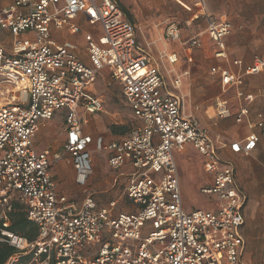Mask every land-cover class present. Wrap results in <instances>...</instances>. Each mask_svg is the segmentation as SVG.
Instances as JSON below:
<instances>
[{
	"label": "built area",
	"instance_id": "2783aa9c",
	"mask_svg": "<svg viewBox=\"0 0 264 264\" xmlns=\"http://www.w3.org/2000/svg\"><path fill=\"white\" fill-rule=\"evenodd\" d=\"M83 13L103 28L99 42L86 36L89 65L79 60L74 45L59 44L51 34L52 25L79 33L72 21ZM232 29L227 20L207 29L217 59H228L225 38ZM6 32L12 47L7 50L0 42V100L5 101L0 106V243L16 250L6 264H242L246 194L206 127L185 109L183 82L195 66L191 54L198 38L186 41L188 65L178 74V54L164 51L160 62L151 57L137 42L138 27L116 0H64L62 7L59 0H16L0 10V35ZM162 39L181 42L178 25L168 24ZM163 60L170 65L169 74L164 73ZM263 68L257 61L244 74L253 76ZM105 69L120 84L138 120L127 138L110 144L83 134L87 122L79 112H103L104 102L93 89ZM210 74L221 77L225 93L236 89L237 100L253 102V95L239 90L244 76L221 67ZM246 104L240 106L236 123L249 115ZM59 111L65 112L64 146L79 187L85 189L93 174V149L109 153L107 162L114 172L128 162L132 165L124 193L130 211L116 212L115 201L100 206L89 193L80 206L58 194L50 170L61 156L38 152L34 140ZM206 114L230 118L229 101L217 98ZM263 127V122L250 125L253 133L233 142L232 153L256 150L259 136L254 131ZM188 144L212 177V186L201 192L219 199L217 211L183 210L174 152ZM16 205L37 228L35 241L10 231Z\"/></svg>",
	"mask_w": 264,
	"mask_h": 264
},
{
	"label": "crops",
	"instance_id": "0c3cea01",
	"mask_svg": "<svg viewBox=\"0 0 264 264\" xmlns=\"http://www.w3.org/2000/svg\"><path fill=\"white\" fill-rule=\"evenodd\" d=\"M15 1L16 0H0V10L13 5ZM188 1L192 5V7H194L196 10V13L193 15V20L194 19L198 20L199 17H201V19H203L204 23L207 25L206 26L207 29L210 27L212 23H219L225 20L229 21L233 25L232 32L230 33L229 36L225 38L227 45L228 59H222V58L217 59L216 57H214L215 61L210 60L207 64V68H209V73H208L209 75H206L207 68L206 69L203 68V70H201L202 71L201 75L197 74L196 72L197 68H196L194 70L192 69L190 73L191 76L186 80H184L183 87L187 84V82L193 79V76L197 77V80L201 79L203 82H206L208 87L203 91L205 92V94L201 96L199 94H196L199 95L198 98L195 96V94L191 93L192 94L190 97L191 103H190V107L186 106V108L188 109L186 110V113L194 114L195 117L198 119L199 123L203 125V127H206L211 139L214 142H216L219 148L220 158L223 159L224 161L230 162L233 165L235 171L234 173L236 175V181L239 187H241L243 192H245L246 194L247 199L243 207L244 224L242 225V235L244 237L246 244L241 257L242 264H264V127L257 128L254 131V133H257L259 136V143L258 146L256 147V150H254L251 154L235 155L232 153L230 148V145L233 142L242 141L253 133V131L250 129V125L255 124L257 122L264 123V68L258 74H254L253 76H246V74H244L245 71L253 67L254 64L257 63V61H262L264 63V0H188ZM62 6H64V0H59V7ZM125 14L127 16V19L132 24H135L129 19L130 16L127 11H125ZM72 24L80 28L79 33L73 34L70 32L68 27H64L63 29H57L52 25L51 26L52 38L59 44L69 43L71 45H74L77 49V56L79 60L89 65L90 61L88 58V44L86 41V36L90 35L96 42H99L103 35V28L100 27V25L91 22L88 16L84 13L79 14L72 21ZM23 36L31 37V34H24ZM191 38L194 37L186 38L184 43H186V41ZM80 39H83L84 46L82 49L78 44V41H80ZM181 39H182V35L180 31V41ZM202 41L211 42L215 48V44L213 41H211L210 38L207 39L202 38ZM0 42L3 44V46L6 47L7 50H11L12 37L10 33L6 32L0 35ZM137 42L139 43L138 33H137ZM178 43L181 44L182 41ZM178 43L165 41L164 45L162 44L158 45V50H161L162 48L165 47L167 52L177 53L180 58V62L175 69L178 74H182L183 72L186 71L187 68V65L186 66L182 65V62L185 58L183 59L181 51L170 50L169 48L170 45L178 44ZM139 45L143 49L140 43ZM150 56L154 58L153 55L150 54ZM237 61L238 64L235 65V62ZM220 67L230 71L235 75L244 76L243 85L239 88V90H242L247 94L253 95L254 97L253 102L246 104L243 101L237 100L236 89H229L227 93L223 91L221 77L212 76V74H210L213 68H220ZM164 69H165L164 73L167 72L170 69V65L166 64V67H164ZM106 71L108 70L105 69L101 72V74L98 76V80L103 77V74ZM167 81L168 83L170 82L168 78ZM96 84L93 91L95 95L101 98V100L104 102V99L96 91ZM215 87H220L221 94L218 96H217L218 94L217 91L214 90ZM121 94H122V88H121ZM122 95L124 99V94ZM217 98L220 99L222 98L229 101L230 108L232 110V116L230 118L213 119L206 114V109L210 105H212V103ZM202 101H207V103L211 102V104L205 107L196 105V102H202ZM124 103L127 106V108L130 110L125 99H124ZM245 104L249 108V115L244 117L241 122L236 123L235 116L238 114L240 110V106ZM130 111L133 115V118L138 124V120H136L132 110ZM79 112L81 113L83 119L87 122L86 124L83 125L82 128L83 134L86 137L91 136L94 139L102 138L105 144H110L113 142H121V140L127 138L130 135L131 131L135 129L137 126L136 125L133 129H131L128 133H126L123 136H120V133H123L125 131V128L122 127H121L122 129L119 128L120 130L118 133L112 131L114 135H112L111 139L113 140H111L110 142H106L105 137L98 136L99 134H101V128L98 125H94L93 127L90 126L91 121H93L96 118V116L101 115L105 112L104 109L103 112L99 114H87V113L85 114V112H83L82 110H80ZM202 113H205L207 115V118L211 122V125H208L206 123L204 124L201 121L200 115H202ZM61 120L63 121L64 132L62 133V136H60V140H63L64 142L63 146H64L67 141L65 114L61 116ZM49 122H47L45 126L42 127L40 131L37 133L36 138L34 140V147H36V150L38 152L49 151L51 153V158L53 154H59L61 156V159L57 162H54V165L51 167L50 170L52 178L56 182V190L58 194L67 197L69 202L72 204L73 201L68 197V194L66 192L68 191V189H71V187L77 186L84 196L81 202L82 204L86 199L88 193L92 194L87 190L91 180L89 181L88 186L85 189H82L77 185L75 180V175H76L75 168H74V163L72 162V158L69 154L66 153L65 150H62L61 148L55 146L56 141H54L53 139L54 138L53 136L55 134V129H53L52 132L48 131ZM45 129L46 131H44ZM42 130L44 131V135L40 137L39 134L42 132ZM38 142H43L45 148L43 149L39 148ZM191 156H195L198 159H200L201 172H203L204 175L207 176L206 180L203 181L204 183L201 186H199L198 191L205 197H208V202L204 203L201 206L202 207L201 209H195V210L192 209L189 210L186 208L185 193H183V189H182L183 177L191 176L193 178V176L187 170ZM108 157H109V153L107 152L106 160H108ZM182 157L186 161L181 162L179 159ZM174 160L176 161L178 168V177L180 178V192L182 194L183 210H185L188 213L198 210L205 212L207 211L214 212L219 210L220 207L219 199L216 196L205 195L201 192L203 189L211 187L213 181H212V177L209 176L207 173H205L203 166L204 159L201 157L198 151L191 144H188V146H186L184 151L174 152ZM108 168L110 169L109 164H108ZM183 168L185 171L183 170ZM114 173H115V178H114L115 185H117L119 180H122V178L126 179L128 185L130 181V176L134 173V170L132 168V165L128 162L119 171H116ZM97 202L99 203L98 200ZM99 205L103 206L100 203ZM124 212H128V211H124Z\"/></svg>",
	"mask_w": 264,
	"mask_h": 264
},
{
	"label": "rangeland",
	"instance_id": "374dc122",
	"mask_svg": "<svg viewBox=\"0 0 264 264\" xmlns=\"http://www.w3.org/2000/svg\"><path fill=\"white\" fill-rule=\"evenodd\" d=\"M116 2L119 3L122 9L128 12L130 16L129 19L138 27V41L143 47V50L153 55L156 61L160 62V53L166 51L165 47L158 50V45H164L165 41L162 37L165 29L170 23L178 25L181 31L182 43L170 45L169 48L170 50L181 51L183 59L185 58L182 65H188V58L186 57L187 51L185 52L186 46L184 43L188 37H196L200 41L199 46L196 47L191 54V57L193 58L194 56L195 58H193L195 66L192 69L194 70L197 68L196 72L198 75L202 74L201 70H203V68H207V64L210 60L215 61V48L213 44L211 42L202 41V38H209L207 25L201 17H199L198 20H193V15L196 13V10L188 0H116ZM78 44L82 49L84 46L83 39H80ZM149 47H151V50ZM162 65L166 67V60H163ZM206 70V75H209V68ZM166 74H169V72H166ZM207 88L206 82H203L201 79L197 80V77L193 76V79L187 82L183 87V92L188 95L186 106L190 107V97L192 94H195L198 98L199 95L205 94L203 91ZM214 90L217 91V96L221 94L220 87H215ZM96 91L104 99L105 111L103 114L96 116L90 124L91 127L98 125L101 128V134L98 136H103L106 142H110L113 140L111 138L112 135H114L112 132L114 127L118 129L120 127L125 128V131L120 133V136H123L137 125L131 111L124 103L120 85L110 77L109 71H106L103 77L98 80ZM4 103L5 101L1 99L0 106ZM210 104L211 102L207 103V101L196 102V105H200L201 107ZM186 110L188 109L186 108ZM63 114H65L64 111H59L52 121L48 123V131L52 132L53 129H55V134L53 136L54 141H56L55 146L65 150L63 146L64 142L60 140V136H62L64 132L63 121L61 120ZM200 119L204 124L211 125L205 113L200 115ZM44 131H46V129ZM44 131L42 130L39 134L40 137L44 135ZM38 147L41 149L45 148L44 143L38 142ZM106 155V151L99 152L93 149V174L90 177L91 181L87 190L96 197L101 205L105 206L111 201H115L117 202L116 212L121 213L122 211H129L131 210L130 203L124 195L127 181L125 178H122L117 185L114 184L115 173L108 168ZM179 160L181 162L186 161L183 157ZM187 170L193 178L191 176H185L182 179V189L183 193H185L186 208L189 210L201 209V206L208 202V197H205L198 191L199 186H201L204 183L203 181L207 178V176L201 172L200 159L191 156ZM66 193L76 206H79L84 198L77 186L71 187Z\"/></svg>",
	"mask_w": 264,
	"mask_h": 264
},
{
	"label": "trees",
	"instance_id": "16d2710c",
	"mask_svg": "<svg viewBox=\"0 0 264 264\" xmlns=\"http://www.w3.org/2000/svg\"><path fill=\"white\" fill-rule=\"evenodd\" d=\"M120 129H122L120 127ZM118 128H113L115 133H118ZM13 221L10 227V231L17 233L20 236L26 237L29 241H35L38 233L36 228L31 224L24 213V210L19 205H16L15 212L13 214ZM16 253V250L10 247L8 244L0 243V264H6V262Z\"/></svg>",
	"mask_w": 264,
	"mask_h": 264
}]
</instances>
